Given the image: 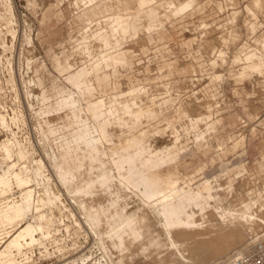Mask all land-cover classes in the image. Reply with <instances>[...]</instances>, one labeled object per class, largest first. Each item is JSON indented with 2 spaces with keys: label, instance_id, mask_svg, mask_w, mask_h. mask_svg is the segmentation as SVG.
Here are the masks:
<instances>
[{
  "label": "rangeland",
  "instance_id": "rangeland-1",
  "mask_svg": "<svg viewBox=\"0 0 264 264\" xmlns=\"http://www.w3.org/2000/svg\"><path fill=\"white\" fill-rule=\"evenodd\" d=\"M200 1L195 10L166 20L165 28L151 33L145 32L146 25L160 18L162 6L159 3L136 14H121L131 17L132 32L139 34L131 39L129 35L123 36L122 41L126 40L119 47L125 48L127 55L133 53L130 56L132 65L119 60L118 72L111 79L105 69L97 70V90L92 88L93 93L80 96L79 103L70 107L68 94L77 93V90L74 79L69 81V76L80 71L77 81L83 82V68L97 59H88L80 45L91 42L89 37L107 25L93 27L88 35L84 32L98 21L117 14L88 23L79 18L86 5L83 2L77 6L74 0H0V163L8 171L4 174L0 168V211L19 202L22 192L33 189L34 198L47 192L48 196L56 195L60 200L57 201L60 212L63 209L66 213L58 216L52 211L51 203L34 206L29 216L13 222L0 215V264H113L116 250L104 246L101 233L86 214L89 210L85 206L96 205L99 195L92 197L96 199L94 202L89 198L86 203L81 198L79 201L75 190L79 179H73L72 174L64 185L58 183L57 167L62 166L63 170L68 167L55 153L53 137L71 134L75 127H82L85 118L93 120L87 103L102 96L101 85L107 95L126 90L131 80L153 89L147 96L152 102L149 108L154 109L148 119L122 131L110 126L107 137L103 136L98 143L104 151L101 158L110 167L116 185L120 186L123 176L127 175V170L119 169L118 155L133 149L136 141L147 139L157 147L168 145L172 150H181L186 146L194 151L180 160L183 162L180 165L182 178L179 173L177 182L170 179L157 197L168 199L176 190L178 195L190 186L198 187L195 191L200 189L211 197L205 201V210L196 209V219L201 218L200 222L197 220L204 222V227L209 222L206 220L212 222L218 217L216 204L220 209H235L238 216L242 207L237 201L240 192L264 202V69L260 73L257 70L247 72L248 66L260 63V56L264 55V9L253 8L254 0ZM218 2H223L222 8L218 7ZM129 5L137 6L136 1ZM227 29H233L235 36L223 44L220 35ZM97 46L95 43V48ZM214 48H224V58L217 57L214 61ZM57 82L61 83V88ZM208 101L211 109L205 107ZM58 103L63 104L62 109ZM186 105L192 117H206L195 126L204 130L200 136L196 135L197 128H184L189 123V115L183 108ZM159 108H162L160 112ZM157 111L159 113L153 115ZM199 144L203 147L199 148ZM70 171L75 173L76 169ZM161 171H172V166ZM19 173L23 179H29L20 182ZM39 174L46 188L40 181L36 182ZM5 179L11 185L8 192ZM119 188L122 193H130V209L138 206L148 209V199L134 186L121 185ZM252 208L260 213V202L254 203ZM203 212L208 215L205 214L201 222ZM42 216L47 232H37L36 239L25 235L21 238L22 252L14 248L11 258L4 259L6 246L19 231H24L30 222ZM151 216L155 220L154 233L165 230L164 223L155 219L154 212ZM217 221L209 223L214 225ZM252 226L253 231L236 241L227 253L220 254L218 259H208L206 263L187 258L189 252H185V256L176 252L177 248L170 243L161 252L152 248L147 253H139V247L134 246L132 256L126 261L128 264H155V261L159 264H228L239 260L241 250L252 243H255L256 253H264V224L255 220ZM162 237L165 239V234Z\"/></svg>",
  "mask_w": 264,
  "mask_h": 264
},
{
  "label": "bare ground",
  "instance_id": "bare-ground-1",
  "mask_svg": "<svg viewBox=\"0 0 264 264\" xmlns=\"http://www.w3.org/2000/svg\"><path fill=\"white\" fill-rule=\"evenodd\" d=\"M94 1L96 0H84V4L88 5ZM198 2H200V0H162L159 2V5L162 6L159 12L160 19L147 25L145 32L164 27L166 20L183 15L188 10L192 9ZM231 2L233 1L231 0ZM77 4L80 6L79 2H77ZM253 6L257 10H263L264 0H254ZM92 22L93 21H90L89 23ZM104 25H107V27L89 37L91 38V42L80 45V49L86 52V57L89 58L104 48L119 46L126 40L122 41L123 36L127 37L129 35L130 39L136 37V35L133 36L130 31V17L127 16L108 17L103 21H98L94 26L91 25L88 27L84 35H88V32L92 30L93 27L95 28V26H97L102 28L105 27ZM206 25L209 24H205V26ZM95 43H98L97 48H95ZM223 55L224 51L220 49L219 56L223 57ZM260 58L264 61V55L260 56ZM254 70L260 73L261 68L259 65H254L250 67L247 72H252ZM88 73H90V70H87L85 73L82 71L84 78L81 79L83 81L81 83L77 81L81 75L80 73L73 77L72 75L69 76V81H71L72 78L74 79V87L80 95L77 93L68 94V106H76L79 103V97H84L89 92L87 87L93 82V79L88 76ZM57 84L59 88L62 87L60 82H57ZM151 88L152 87L147 86L141 87L138 90L139 94H137V90L128 89L123 93L113 96H101L96 101H88L87 108L92 112L93 120L83 119L82 127H75L71 134L64 133L59 138L53 136L56 141V144H54L56 149L55 153L65 160L68 167V169L65 170H63L62 166L57 167L56 178L59 184L64 185V183L68 181L69 174H72L73 179L78 177L79 181L78 184L75 185V190H77V199H83V203L87 200L86 198L93 201L95 198L99 197L98 201L95 199L97 202L96 205L93 201L90 208L89 206H85V208L87 207L86 210H89L86 214H88L87 216L90 221L87 220L101 233L99 234L103 237V243L106 244L104 246L106 247L108 245L109 248L111 247L116 250L117 255L115 257L112 256L113 264H128L126 259L132 256L134 246L139 247V253H147L152 248H154L155 251L157 250L156 252H161V249L168 243H170L169 245H172L174 249L176 247L178 249H175L176 252L179 251L180 254L183 253L182 255H184L185 252H189L187 258L197 259L204 263H206L205 261L208 259H218L220 254L224 252L227 253L236 241H240L244 238L248 231H253L254 228L252 225L255 220H260L264 224V202H262V200L259 198L255 200V196H252L253 199L250 198V196L246 197L244 193L240 192L237 195L239 198L237 201H240L243 208L241 207V212L239 211L240 213L238 216L234 211L235 209L233 210L231 207V210H229V208H227L228 210L220 209L221 207L216 204L214 207L217 209L216 212L218 211L219 218L215 217L216 219L214 218L213 220L218 221L212 225L209 223L211 222L210 220H206L205 222L209 221L208 224L211 226L208 227V224H206L205 226L207 227H204L203 220H205L204 216L206 217L205 214L207 213L203 212L204 214H202L203 217L201 222L203 223H198L197 219L199 218L196 219V209L205 210V201L211 197L204 191H199L200 189L195 191L198 187L190 186L189 189L183 191V194L178 195H176V190L169 195L168 199L157 197L158 193L167 186L170 179L175 180L177 178V175L180 173L179 163L185 160L186 156L192 154L194 151L190 148L187 149L186 146L181 150H172L168 145L157 147L155 146L156 144L149 143L147 139H144L135 142L136 144L132 147L133 149L127 150L125 153L119 154L118 151H115L116 155L119 154L117 160L119 169L127 170V175L123 176L124 181H122L121 185L127 188L134 186L148 199V207H146L148 209L145 210L143 206L130 209L128 203L130 193H122L120 191L119 187L121 185L115 184L117 182H115L114 178L111 176L110 167H108L105 163L106 161L104 162L101 158L104 151L100 150L98 143L101 142L103 136L107 137L110 126H115L114 129L119 127L122 131L146 119V112H143L139 116H135L133 113L134 110L143 108L152 103L151 100L147 98L148 94L153 90H151ZM162 104V107H164L166 100L163 101ZM58 106L59 109L63 108L62 103H58ZM206 106L211 109L209 101L205 104V107ZM188 107L187 105L184 106L185 112L189 115V123L187 126H184V128L191 126L194 130L195 128L198 129V127L195 126L201 124L200 120L206 117H192L188 113ZM161 110L162 108H160L159 112ZM76 121L78 122L77 119ZM203 131L204 130H199L196 135L200 136ZM178 134H176V136ZM177 139L178 136L176 137V140ZM166 166H172V171L163 173L161 170ZM0 168L3 170L4 174L8 172L1 163ZM72 168L76 169L75 173L70 171ZM23 177L22 174L19 175L20 182L29 179L28 177L23 179ZM37 180L38 182L40 181L43 186L45 185L46 188L47 184L40 174L36 177V182ZM3 182H5V191L8 192L11 190V185L7 183V180L5 179ZM49 190L46 189V191ZM68 191L70 192L71 190L68 189ZM49 192L51 193L52 191ZM96 194L99 196L95 197ZM48 195L47 192V194L43 193L37 198H34V190L29 189L24 194L23 192L20 194L19 202L9 204L1 210L0 215L6 221L13 222L29 216L34 206L38 208L41 204L51 205L52 203V211L58 216H61L63 209H61V213L57 202L60 201L59 198L56 195ZM93 196L95 198L92 200ZM234 201H236V199ZM48 202H50V204ZM256 202H260V213L254 211L252 208L253 204ZM143 205L145 207L144 203ZM210 207L212 208L213 205H210ZM210 207L209 210L211 211ZM209 210H207V212ZM214 211L212 212L213 214ZM84 212L86 211L84 210ZM152 212L156 214L155 217L157 218L154 217L155 219H159L164 223L165 230L162 228V230L160 229L162 232L164 230V233L161 231V233H154L155 225H153V223L155 220H153V215L151 216ZM74 213L76 212L74 211ZM67 216L71 215L67 214ZM236 218L238 221L235 220ZM43 219L44 217L42 216L39 220L30 222L24 231H19L6 246L4 259L11 258L10 255L13 254L14 248H18V252H22L21 247L23 244L21 243V238L25 235H31L32 239H36L37 232L42 234L47 232V226L42 222ZM200 220L201 218L199 222ZM159 224L161 225V222ZM163 234L166 236L165 239L162 237ZM109 248H107V250H109ZM241 251L243 252L239 251L241 255L239 260L235 259L228 264H248L246 261L248 258H255L256 255L263 253H256L255 243L248 245ZM159 256L160 255H158L157 259L160 258ZM155 264H159V261H155Z\"/></svg>",
  "mask_w": 264,
  "mask_h": 264
},
{
  "label": "crops",
  "instance_id": "crops-1",
  "mask_svg": "<svg viewBox=\"0 0 264 264\" xmlns=\"http://www.w3.org/2000/svg\"><path fill=\"white\" fill-rule=\"evenodd\" d=\"M134 1H136L137 6L136 7L133 6V5L130 6L129 3H132ZM161 1L162 0H96L93 3L85 5V7L83 8L81 14L79 15V18L84 19V20H86L89 23L90 21H97L103 16L106 17L108 15H113V14H117L114 17H116V16H124V15H121V14H136V13H139V12H141L143 10H146V9L150 8V7L155 6L156 4H158ZM77 2H79V3L83 2L84 3V0H74V3L76 5H77ZM200 2H198L192 8V10H195V8L199 7ZM222 4H223V2H218V7L222 8L223 7ZM253 5H254V1L252 2V7L254 8ZM115 7H117V9ZM159 19L160 18H158L157 20H159ZM153 22H155V21H152V22L148 23L147 25H149V24H151ZM132 25H133V22H132V19L130 17V31L133 34V36L134 35H136V36L139 35L138 33H133L132 32ZM163 28H165V26L162 27V28H157V29L151 30L148 33H151L153 31H158V30H161ZM231 36H235L233 29H227V31L223 30L221 35H220V39H221L222 43L224 44V43H226V41ZM225 39H226V41H225ZM122 43H124V42H122ZM122 43L119 46L104 48L103 50H100V51L96 52L95 54H93L91 57L88 58V59H93L94 57H97V59L93 63H91L89 66H85L83 68V70H82L84 73L87 70H90V73H88V76L91 79H93V82L89 85L90 86L89 87V90H90L89 92L93 93V89L92 88H96L95 90H97V86H96V83H95V76L97 74V70L105 69V72H106L105 74H110V79H111L118 72L117 66H118V61L119 60H125L127 65H132V62L130 60V56H133V53L127 55V52H126L125 48H119L122 45ZM220 49H222L224 51V55H225V49L224 48H214L213 51L215 52V55H216V59L214 61L217 60V57H220L219 56V50ZM224 55H223V58H224ZM255 65H259V67L261 69L262 68L264 69V66H263L264 65V61L262 63V60L260 61V63H255ZM252 66H254V65H250L248 67L250 68ZM79 73H80V71L77 72V73H73V75L74 76L77 75V74L79 75ZM217 76H219V75H217ZM106 83H108V82H106ZM109 83H112V82H109ZM144 86H146V85H140L137 80H131L129 87L126 90H128V89L139 90V88L144 87ZM147 87H150V86H147ZM126 90H122L121 92L117 91L116 93H113L112 95H107V94L103 93L104 92V87L102 85H101V88H100L102 96H113L115 94L123 93ZM97 93H98V91H97ZM99 97H101V96H98V98ZM96 100H94V101H96ZM183 108H184V106H183ZM152 110H154V109H150L149 106L147 105V106H145L143 108H139L137 110H134L133 114L135 116H139L143 112H146L147 113L146 119H148L150 117V114H151ZM158 110H160V108ZM154 114H158V111H157V113H153V115ZM140 123H142V122H140ZM209 126H211L210 123H209ZM199 146H201L199 148H202L203 144H201V145L199 144ZM182 163L183 162H181L180 165ZM181 178H182V176H181V173H180V179ZM175 182H177V181H175ZM184 183H189V182L184 181Z\"/></svg>",
  "mask_w": 264,
  "mask_h": 264
},
{
  "label": "built area",
  "instance_id": "built-area-1",
  "mask_svg": "<svg viewBox=\"0 0 264 264\" xmlns=\"http://www.w3.org/2000/svg\"><path fill=\"white\" fill-rule=\"evenodd\" d=\"M246 261L248 262V264H263L264 253L256 255L255 258H248Z\"/></svg>",
  "mask_w": 264,
  "mask_h": 264
}]
</instances>
